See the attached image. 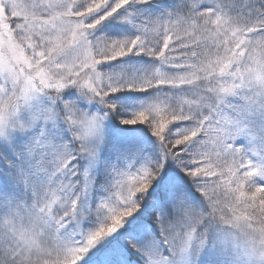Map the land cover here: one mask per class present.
<instances>
[{"label":"snow or ice","instance_id":"6c2138e0","mask_svg":"<svg viewBox=\"0 0 264 264\" xmlns=\"http://www.w3.org/2000/svg\"><path fill=\"white\" fill-rule=\"evenodd\" d=\"M0 264H264V0H0Z\"/></svg>","mask_w":264,"mask_h":264}]
</instances>
